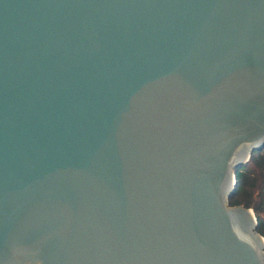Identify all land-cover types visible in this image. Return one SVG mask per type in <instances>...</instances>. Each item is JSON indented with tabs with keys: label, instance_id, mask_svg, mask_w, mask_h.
<instances>
[{
	"label": "water",
	"instance_id": "obj_1",
	"mask_svg": "<svg viewBox=\"0 0 264 264\" xmlns=\"http://www.w3.org/2000/svg\"><path fill=\"white\" fill-rule=\"evenodd\" d=\"M263 149L264 0H0V264H264Z\"/></svg>",
	"mask_w": 264,
	"mask_h": 264
},
{
	"label": "trees",
	"instance_id": "obj_2",
	"mask_svg": "<svg viewBox=\"0 0 264 264\" xmlns=\"http://www.w3.org/2000/svg\"><path fill=\"white\" fill-rule=\"evenodd\" d=\"M238 187L231 205L252 208L258 219V231L264 236V149L255 151L251 160L236 171Z\"/></svg>",
	"mask_w": 264,
	"mask_h": 264
},
{
	"label": "rangeland",
	"instance_id": "obj_3",
	"mask_svg": "<svg viewBox=\"0 0 264 264\" xmlns=\"http://www.w3.org/2000/svg\"><path fill=\"white\" fill-rule=\"evenodd\" d=\"M233 206H238V205H233ZM241 206H243V205H241ZM250 209H252V208H250ZM255 212V211H254ZM256 215V214H255Z\"/></svg>",
	"mask_w": 264,
	"mask_h": 264
}]
</instances>
